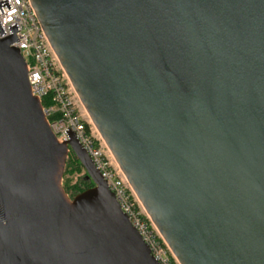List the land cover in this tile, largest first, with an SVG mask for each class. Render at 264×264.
I'll return each instance as SVG.
<instances>
[{"label": "water", "instance_id": "1", "mask_svg": "<svg viewBox=\"0 0 264 264\" xmlns=\"http://www.w3.org/2000/svg\"><path fill=\"white\" fill-rule=\"evenodd\" d=\"M179 264H264V0H30ZM2 30L0 28V35ZM0 37V264H157ZM72 153L94 186L62 187Z\"/></svg>", "mask_w": 264, "mask_h": 264}, {"label": "built area", "instance_id": "2", "mask_svg": "<svg viewBox=\"0 0 264 264\" xmlns=\"http://www.w3.org/2000/svg\"><path fill=\"white\" fill-rule=\"evenodd\" d=\"M1 38L15 31L33 97L59 143L74 134L157 264H179L116 163L79 100L37 19L30 0H0Z\"/></svg>", "mask_w": 264, "mask_h": 264}, {"label": "rangeland", "instance_id": "3", "mask_svg": "<svg viewBox=\"0 0 264 264\" xmlns=\"http://www.w3.org/2000/svg\"><path fill=\"white\" fill-rule=\"evenodd\" d=\"M68 160H69V157L67 159L66 166H65L62 187L65 190V186L69 185L70 187L65 190V193L67 194L69 198H74L75 197L74 195L77 192V190L83 186V178L87 176V173L85 172V170L82 171V170L75 169L76 165L73 163L72 156L70 157L71 167L68 168L67 170L68 172H66L67 163H69Z\"/></svg>", "mask_w": 264, "mask_h": 264}, {"label": "trees", "instance_id": "4", "mask_svg": "<svg viewBox=\"0 0 264 264\" xmlns=\"http://www.w3.org/2000/svg\"><path fill=\"white\" fill-rule=\"evenodd\" d=\"M72 156V158H73V163L76 165V168L75 169H78V170H84L83 169V167H82V165L79 163V161L76 159V157L74 156V154H72V153H70L69 154V160H68V162L69 163H67V167H66V172H68L67 170H68V168H70L71 167V162H70V157ZM72 163V164H73ZM94 186V184L92 183V182H89V180L87 179V176H85L84 178H83V186L82 187H80L78 190H77V192L75 193V195L74 196H76V195H78L79 193H81V192H83V191H85V190H87V189H89V188H92ZM70 186L69 185H67V186H65V190L66 189H68Z\"/></svg>", "mask_w": 264, "mask_h": 264}, {"label": "snow or ice", "instance_id": "5", "mask_svg": "<svg viewBox=\"0 0 264 264\" xmlns=\"http://www.w3.org/2000/svg\"><path fill=\"white\" fill-rule=\"evenodd\" d=\"M17 2H19V0H17Z\"/></svg>", "mask_w": 264, "mask_h": 264}, {"label": "flooded vegetation", "instance_id": "6", "mask_svg": "<svg viewBox=\"0 0 264 264\" xmlns=\"http://www.w3.org/2000/svg\"><path fill=\"white\" fill-rule=\"evenodd\" d=\"M70 199H73V198H70Z\"/></svg>", "mask_w": 264, "mask_h": 264}]
</instances>
